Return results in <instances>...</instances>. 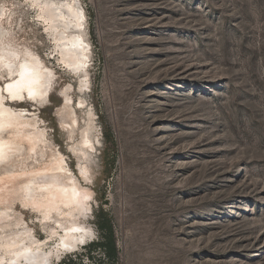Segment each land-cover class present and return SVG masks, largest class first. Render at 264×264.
Returning a JSON list of instances; mask_svg holds the SVG:
<instances>
[{
	"label": "rangeland",
	"instance_id": "obj_1",
	"mask_svg": "<svg viewBox=\"0 0 264 264\" xmlns=\"http://www.w3.org/2000/svg\"><path fill=\"white\" fill-rule=\"evenodd\" d=\"M73 1L88 54L79 75L48 61L34 12L0 3L10 35L54 70L43 107L13 106L38 115L75 175L86 168L91 198L77 222L92 240L52 253V225L18 202L15 220L32 228L47 264H99L104 255L88 246L100 209L116 264H264V0ZM70 110L72 130L62 123ZM83 131L85 156L70 148Z\"/></svg>",
	"mask_w": 264,
	"mask_h": 264
},
{
	"label": "bare ground",
	"instance_id": "obj_2",
	"mask_svg": "<svg viewBox=\"0 0 264 264\" xmlns=\"http://www.w3.org/2000/svg\"><path fill=\"white\" fill-rule=\"evenodd\" d=\"M20 2L42 25L50 42L48 61L52 59L61 69L79 75L88 62L87 45L77 32L84 22L83 10L73 0ZM4 15V3H0V264H47L49 253L43 251L41 243L32 241V228L26 227L22 216L15 220L16 203L36 213L43 228L52 225L45 241L56 239L49 252L68 255L92 240L89 228L77 222L88 210L91 191L84 184L86 168L78 167L79 176L72 172L66 156L50 143L38 115L13 106L29 102L43 107L55 75L30 45L10 35ZM78 84L80 89L84 86L81 77ZM62 95L65 108L70 98L63 91ZM67 118L62 123L72 130L76 125L72 110ZM88 137L83 131L78 146L70 147L71 151L83 153L90 146Z\"/></svg>",
	"mask_w": 264,
	"mask_h": 264
},
{
	"label": "trees",
	"instance_id": "obj_3",
	"mask_svg": "<svg viewBox=\"0 0 264 264\" xmlns=\"http://www.w3.org/2000/svg\"><path fill=\"white\" fill-rule=\"evenodd\" d=\"M96 226L99 231V240L88 246V253H95L98 250L102 252L104 258H99V264H116L117 250L115 244V235L111 217L108 213L100 209L96 214ZM63 264H76L73 258L68 259Z\"/></svg>",
	"mask_w": 264,
	"mask_h": 264
},
{
	"label": "water",
	"instance_id": "obj_4",
	"mask_svg": "<svg viewBox=\"0 0 264 264\" xmlns=\"http://www.w3.org/2000/svg\"><path fill=\"white\" fill-rule=\"evenodd\" d=\"M31 12V14H32V11H30ZM32 22L34 23V24H36V25H38L40 28H42V25L40 24V21L39 20H37V19H32ZM42 34L45 36V34L42 32ZM4 95H6V94H4ZM29 103V102H28ZM29 104H31V105H34L33 103H29Z\"/></svg>",
	"mask_w": 264,
	"mask_h": 264
},
{
	"label": "snow or ice",
	"instance_id": "obj_5",
	"mask_svg": "<svg viewBox=\"0 0 264 264\" xmlns=\"http://www.w3.org/2000/svg\"><path fill=\"white\" fill-rule=\"evenodd\" d=\"M17 83L19 84V82H17ZM8 88L11 89V88H12V85H9ZM10 94H11V93H10Z\"/></svg>",
	"mask_w": 264,
	"mask_h": 264
}]
</instances>
